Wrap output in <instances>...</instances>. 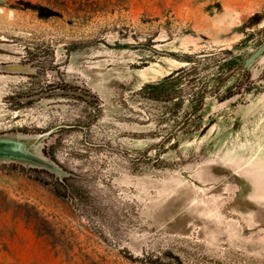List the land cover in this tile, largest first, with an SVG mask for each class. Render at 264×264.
Returning <instances> with one entry per match:
<instances>
[{
    "label": "rangeland",
    "instance_id": "374dc122",
    "mask_svg": "<svg viewBox=\"0 0 264 264\" xmlns=\"http://www.w3.org/2000/svg\"><path fill=\"white\" fill-rule=\"evenodd\" d=\"M263 43L264 0H0V137L69 174L0 161V264H264Z\"/></svg>",
    "mask_w": 264,
    "mask_h": 264
},
{
    "label": "water",
    "instance_id": "95a60500",
    "mask_svg": "<svg viewBox=\"0 0 264 264\" xmlns=\"http://www.w3.org/2000/svg\"><path fill=\"white\" fill-rule=\"evenodd\" d=\"M210 54H201L198 57H208ZM264 55V43L251 55L243 65V69L248 67L257 59ZM70 128L72 126H65ZM0 161L20 162L44 169L57 177L69 176L68 173L59 168L52 161L35 153L26 142L19 138L0 137Z\"/></svg>",
    "mask_w": 264,
    "mask_h": 264
},
{
    "label": "trees",
    "instance_id": "16d2710c",
    "mask_svg": "<svg viewBox=\"0 0 264 264\" xmlns=\"http://www.w3.org/2000/svg\"><path fill=\"white\" fill-rule=\"evenodd\" d=\"M218 55V53L217 54H214V53H210V55L208 56V57H203V58H200V57H198V55H196L195 57L197 58V59H201V60H206V59H208V58H210V59H212V58H214V57H216ZM188 58V57H187ZM190 59V58H189ZM34 60H37V58L36 59H34ZM187 62H190V61H187ZM226 63H225V61L224 60H219V61H217V62H215L214 63V67H218V69H220V68H222V69H226ZM224 67V68H223ZM238 70L240 71V73L244 76L245 75V72H243L242 70H241V67H238ZM189 71H192L191 69L189 70ZM226 71H228V69H226ZM177 74H179V73H177ZM221 76H223V75H221ZM220 75H219V77H221ZM226 76V75H225ZM192 78V77H191ZM177 80H179L178 78L177 79H175V77H174V75H170V76H168V77H166L164 80H163V82L161 83V84H158V85H150V86H148V87H146V90H148V94H149V97L150 98H153V99H159L160 98V96H166L165 98H168V99H171L172 98V89H170L169 87H167V88H169V89H167V88H165L166 87V85H172L173 83H175V81H177ZM195 80L194 79H191L190 81H189V87H190V91H191V93H190V95H191V97H192V100H191V103H196V104H199V107H200V103H201V99L197 96V94H199L200 95V92L201 93H204V90H206V88H207V85L206 86H202V87H200V92H194V87H195V89H196V85H195ZM159 92V93H158ZM174 92V91H173ZM194 92V93H193ZM154 94H160V95H154ZM164 94H166V95H164ZM204 97V96H203ZM198 109V108H197ZM194 110H196V108L194 109Z\"/></svg>",
    "mask_w": 264,
    "mask_h": 264
}]
</instances>
